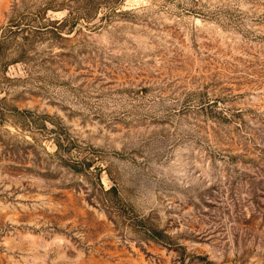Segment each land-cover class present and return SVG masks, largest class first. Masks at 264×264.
Wrapping results in <instances>:
<instances>
[{"label": "rangeland", "instance_id": "374dc122", "mask_svg": "<svg viewBox=\"0 0 264 264\" xmlns=\"http://www.w3.org/2000/svg\"><path fill=\"white\" fill-rule=\"evenodd\" d=\"M0 264H264V0H0Z\"/></svg>", "mask_w": 264, "mask_h": 264}, {"label": "trees", "instance_id": "16d2710c", "mask_svg": "<svg viewBox=\"0 0 264 264\" xmlns=\"http://www.w3.org/2000/svg\"><path fill=\"white\" fill-rule=\"evenodd\" d=\"M101 191L103 192V194H110V193L116 191V187L114 185V186H111L110 189H108V190H101Z\"/></svg>", "mask_w": 264, "mask_h": 264}]
</instances>
